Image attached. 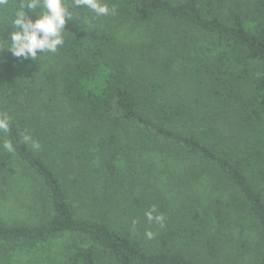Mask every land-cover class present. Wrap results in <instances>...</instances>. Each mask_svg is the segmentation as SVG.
Segmentation results:
<instances>
[{"label": "trees", "instance_id": "1", "mask_svg": "<svg viewBox=\"0 0 264 264\" xmlns=\"http://www.w3.org/2000/svg\"><path fill=\"white\" fill-rule=\"evenodd\" d=\"M104 2L114 11L102 17L68 9L55 53L35 61L0 51V118H10L0 131V200L16 162L35 185L41 216L32 225L0 221V264L65 236L89 243L65 253V264H222L228 249L246 259L232 250L246 231L255 234L251 264H264V0ZM6 15L0 10V30ZM126 25L144 28L142 40L119 42L115 27ZM136 150L181 157L177 182L190 206L178 195L182 205L170 215L148 187L159 176L143 166L136 196L116 203L118 224L78 218L75 202L94 207L96 192L100 211H113L111 194L139 167ZM209 176L225 188L223 199L192 194L189 185ZM153 208L162 224L147 220ZM234 228L237 238L226 233Z\"/></svg>", "mask_w": 264, "mask_h": 264}, {"label": "rangeland", "instance_id": "2", "mask_svg": "<svg viewBox=\"0 0 264 264\" xmlns=\"http://www.w3.org/2000/svg\"><path fill=\"white\" fill-rule=\"evenodd\" d=\"M115 30V37L117 40L127 44L130 42L135 43L141 41L145 31L144 28L132 27L130 25L118 28L115 27ZM63 107L66 108L65 105H63ZM127 141L128 140L123 137V142L127 143ZM133 158L138 160L139 167L133 170L132 176L130 175V182L127 178L120 182L119 192H117L116 198L113 196L116 192L111 194L114 204V207H111L113 211H105V215L100 211V203L104 201V198H102V192H96L97 198L99 197V199L94 207L90 208L85 206V204L81 201L75 202V214L78 218L89 220L99 217L109 219L111 222L118 224V221L121 218L118 215L123 213L117 209L116 203L122 204L123 201L129 200L131 194L136 196L139 188L141 187V182L137 180V171H139V168H142L143 166L145 168H151L153 177H157V175L159 176L157 181L152 178L154 182L152 186L149 185L148 187L157 190L156 198L158 200L163 199L165 201L167 204V211L170 215L174 212L178 213L182 205H180L181 201L178 199V195H180L183 203L185 202L188 206H190L188 201L189 196L187 199V196H185L182 188L178 185L180 184L183 186L182 181L177 182V179L183 177L181 175H184L185 173V168L182 164L180 156H176L174 154V157H172L171 153L169 155L164 154V157H162L155 154L140 153L139 150H136L135 153H133ZM7 167L10 171L8 174V181L4 187L5 197L3 200H0V221L5 224L32 225L41 218L38 201L33 196L35 185L29 177L24 175L21 167L16 162H11V164H8ZM211 178L212 180L208 179V181L194 183L193 187L190 184L189 188L192 191V194L195 193L198 199L205 202H209L212 199H223L226 194L225 188H223L221 184L214 179V177ZM97 183L99 185V182ZM134 185H136V187L134 192H132L133 189H131V187ZM187 185L188 183L185 184V187H187ZM98 190H100V187H98ZM106 197L109 198L110 195H106ZM112 198H110V200ZM114 210L116 211L115 213ZM127 217V214L124 215L123 221ZM226 233L229 235L232 234V237L234 238L239 237V230H236L235 228L227 230ZM244 235L247 238L244 239L243 236L242 239L244 240L241 239L239 243L234 242L238 248L232 250L234 253H240L241 257L246 259H232L231 255L233 252L228 249L226 250V253H223V255L219 257V262L223 261V263H225L227 261H232L234 264H251L249 257L252 253L251 248L249 247L253 246L255 234L246 231ZM87 247H89V243L85 242L81 238L73 236L60 237L33 249H22L16 251L12 258H10V264H65V253L76 248ZM97 264H109L108 259L105 257H99Z\"/></svg>", "mask_w": 264, "mask_h": 264}, {"label": "clouds", "instance_id": "3", "mask_svg": "<svg viewBox=\"0 0 264 264\" xmlns=\"http://www.w3.org/2000/svg\"><path fill=\"white\" fill-rule=\"evenodd\" d=\"M69 8H87L96 17L107 16L114 11L104 0H71V6L69 0H20L18 4H10V0H0V10L7 13L3 21L6 27L0 32L7 30L9 26L12 28L7 39H0V51L35 61L43 53H55L65 43L66 18L71 21L73 16V10L69 11ZM28 12H32L36 18H29ZM9 125L10 118L7 115L0 118V131L7 132ZM24 139L31 142L34 150H39L40 145L37 142L31 141L28 136ZM3 147L9 152L13 151V146L8 141H5ZM153 212L154 208L145 213L147 220L162 224L163 216H154ZM145 236L152 239L153 233L146 231Z\"/></svg>", "mask_w": 264, "mask_h": 264}]
</instances>
